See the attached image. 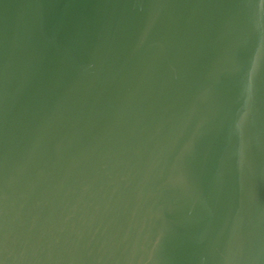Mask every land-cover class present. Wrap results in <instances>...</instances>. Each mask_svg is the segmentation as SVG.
<instances>
[{
  "label": "water",
  "instance_id": "95a60500",
  "mask_svg": "<svg viewBox=\"0 0 264 264\" xmlns=\"http://www.w3.org/2000/svg\"><path fill=\"white\" fill-rule=\"evenodd\" d=\"M0 264H264V0H0Z\"/></svg>",
  "mask_w": 264,
  "mask_h": 264
}]
</instances>
